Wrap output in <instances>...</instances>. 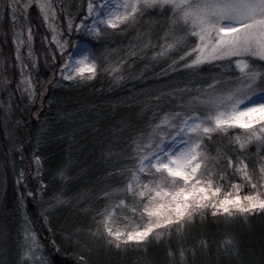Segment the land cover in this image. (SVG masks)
<instances>
[{"label":"trees","instance_id":"obj_1","mask_svg":"<svg viewBox=\"0 0 264 264\" xmlns=\"http://www.w3.org/2000/svg\"><path fill=\"white\" fill-rule=\"evenodd\" d=\"M5 1L0 0L1 7ZM88 1L53 0V6L63 24L65 10L84 23L70 40L89 42L95 64L91 77L62 79L66 53L52 41L37 8L21 19L32 35L29 64L36 93L47 88L40 111L36 100L22 99L16 88L11 43L1 46L0 74L6 83L0 91V264H25L20 259L25 221L49 264H264V208L242 213L197 205L140 241L117 239L104 225L115 207L142 210L134 203L139 191L129 183L130 168L150 152L157 134L164 138L172 130L189 98L203 95L212 82L219 87L249 79L226 70L224 63L194 67L187 63L189 55L199 47L204 56L220 57L264 28V11L253 17L260 19L258 26L246 30V24L206 45L178 38L186 30L172 25L178 18L173 10L156 5L134 12L135 0H130V20L89 39ZM250 66L259 74L251 80L264 83V61L254 58ZM167 117L171 123L165 125ZM197 136L200 167L187 184L222 193L264 192V120L251 127H216L202 115ZM144 177L152 184L185 182L166 170Z\"/></svg>","mask_w":264,"mask_h":264},{"label":"rangeland","instance_id":"obj_2","mask_svg":"<svg viewBox=\"0 0 264 264\" xmlns=\"http://www.w3.org/2000/svg\"><path fill=\"white\" fill-rule=\"evenodd\" d=\"M129 1H88L89 23L85 27L86 36L89 39H96L101 35L103 28H117L123 22L130 20L133 12H127ZM32 6L37 8L44 19L52 41L61 52L66 53L62 79L75 80L87 75L91 77L95 73V64L90 59L91 46L87 40L71 44V33L74 30L80 31L84 23L81 21L76 23L72 17H68L65 10L63 24L54 9L53 0H6L3 7L0 5V51L3 44L11 43L16 63L14 69L18 72L19 78L16 88L22 94V99L23 96H27L33 101L36 100L40 111L47 88L41 94L36 93L32 66L29 64L32 35L29 27L22 25L21 21L28 16ZM153 6L166 7L170 13L173 10L177 15L178 18L172 22V25L177 28L180 25L181 29L186 30L178 38L188 37L194 44L207 45L212 39H217L218 35H233L239 32L246 24H248L246 30L258 26L260 19L253 17L264 11V0H168L167 3L135 0L136 9L133 10L143 11ZM252 32L244 38L247 39L246 41L240 40L237 44L228 47L220 57L204 56L199 47L189 55L187 61L189 65L199 67L206 61L215 64L224 63L226 70L245 73L249 79L231 86L219 87L212 82L213 84L203 95L198 94L197 97L189 98L191 104L187 102V109L178 113L176 124L172 125L170 132L163 135L164 138H158V134L156 135L157 143L149 149V153L140 155L135 166L133 168L131 166L129 173L131 187L139 191L134 203L142 210L128 213L124 211V206L113 208L104 219L106 230L113 237L122 240H144L155 229L182 220L197 205L224 212L242 213L264 208L263 191L243 195L239 188L222 193L219 190L203 187L199 183L187 184V180L194 176L200 167L196 139L202 124V115L209 120L212 119L216 127L225 124L251 127L264 120V90H261L264 89V83L251 80V77L254 75L258 77L259 74L252 73L250 66L254 58L264 61V28L254 35ZM218 41L225 40L219 37ZM1 59L0 57V71ZM5 83L0 74V91L5 87ZM11 98H14L12 93ZM192 103L196 105L193 106ZM163 123L165 125L171 123L170 117H167ZM152 170H166L184 179L186 183L183 181L184 183L180 185L156 181L152 184L144 177ZM21 236L23 242L21 261L25 264H49L35 232L27 221L22 224Z\"/></svg>","mask_w":264,"mask_h":264}]
</instances>
